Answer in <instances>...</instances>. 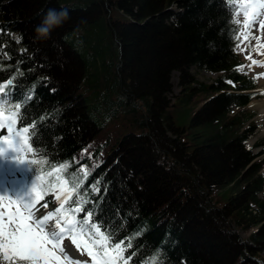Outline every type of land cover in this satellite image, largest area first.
Returning a JSON list of instances; mask_svg holds the SVG:
<instances>
[{
    "label": "trees",
    "instance_id": "trees-1",
    "mask_svg": "<svg viewBox=\"0 0 264 264\" xmlns=\"http://www.w3.org/2000/svg\"><path fill=\"white\" fill-rule=\"evenodd\" d=\"M172 4L181 11L168 10ZM49 8L68 16L43 37L35 29ZM0 24V78H41L22 116L37 122L32 142L49 161L83 149L94 129L126 132L91 203L103 227L117 237L136 220L148 223L153 229L132 250L143 257L169 238L160 264H258L250 247L264 251V158L254 159L245 146L252 131H240L242 120L230 114L231 103L250 95L219 92L189 72L195 64L252 85L233 69L234 23L223 0H0ZM173 70L181 89L171 99ZM207 92L216 93L196 105ZM103 137L94 154L110 150L98 147ZM66 174L72 183L83 175ZM95 177L87 191L98 188ZM233 225L253 231L241 239Z\"/></svg>",
    "mask_w": 264,
    "mask_h": 264
},
{
    "label": "rangeland",
    "instance_id": "rangeland-1",
    "mask_svg": "<svg viewBox=\"0 0 264 264\" xmlns=\"http://www.w3.org/2000/svg\"><path fill=\"white\" fill-rule=\"evenodd\" d=\"M257 0H241L238 5H237V20L239 21V39L241 40L240 45L238 46L236 52L239 55V58L241 59L242 62H245L243 64L244 70L248 71L251 75L256 74L252 68H251V62L252 60V55L255 53H258L257 46H256V38L258 37L256 32L259 29L254 30L255 33H252V29L251 26L248 27V33L254 34L255 37H251L247 34V26L249 24H253L254 20L256 19V16L258 14L254 13V10L252 9V2H256ZM250 2V3H249ZM262 10V8H261ZM258 19H256L255 23L257 24ZM255 24V25H256ZM251 55V56H249ZM256 56V55H255ZM254 60H256V58H254ZM254 64V62H253ZM189 72L195 76L196 79H199L201 81H204L206 83H213L216 78L218 77L219 73L218 72H212L206 69H199L195 66L191 67ZM170 81V85H171V90L172 92H170L167 95V98H170L172 96H175V94L179 91L180 86H178L179 84V74L178 72H172L171 73V77L169 79ZM257 96L255 98H253L247 105H246V112H244V116L247 117V121L245 124H247V122H250L252 126H254L257 129V133H256V137L251 138L247 143L248 146H253V145H257L256 147L252 148L253 152H261L262 150H264V117H260V109L261 107L258 105L259 102L262 99H264V87L263 85L260 84V82H258V86H257ZM204 94L199 95L198 97H196V105L201 104L203 102H205L207 100L206 97H208L207 95H204V97H202ZM235 110L237 109V107H233ZM262 119V120H261ZM178 125V124H177ZM92 131H96V129L92 130ZM123 133H121L122 135ZM150 140H154V138L148 134ZM154 143V142H153ZM259 144V145H258ZM154 145L156 146V143H154ZM127 147V144H126ZM144 149V148H143ZM264 169V168H263ZM3 172V171H2ZM3 178V179H2ZM0 179H2V182L0 181V186L4 187L3 192H0V205H1V209L3 212H7V209L9 207V204L12 203V201H14L16 196H21L22 195V190H21V186L19 187L17 184L15 183H11L9 185H7V182L5 180V177L0 175ZM260 196L264 197V192L260 193ZM219 198V197H218ZM4 224V229L3 232L1 233V235L5 234V230L7 229V224L5 222H3ZM1 228V226H0ZM250 230H239L237 229L236 233L237 235L241 238L244 239L246 238L249 234H250ZM201 236V235H200ZM202 238V237H201ZM3 243V240H0V244ZM195 249H197L199 252L200 251H205V246L204 245H198L195 244ZM252 247H250V249L253 252L254 256L251 257L253 258V260L256 261V263L258 264H264L261 262V258H264V251L260 250L258 245H251ZM3 251V250H2ZM211 250L209 249V252ZM207 252V253H209ZM4 253V251H3ZM5 256H7L4 253ZM97 260V258L95 259ZM248 260H245V264H248Z\"/></svg>",
    "mask_w": 264,
    "mask_h": 264
},
{
    "label": "snow or ice",
    "instance_id": "snow-or-ice-1",
    "mask_svg": "<svg viewBox=\"0 0 264 264\" xmlns=\"http://www.w3.org/2000/svg\"><path fill=\"white\" fill-rule=\"evenodd\" d=\"M19 39V37H17ZM15 73L13 74V77ZM13 77H9L0 83V94H5L11 96L14 105L17 108H21L22 101L17 96L16 86ZM13 85L11 91H7L5 86ZM50 91H55L54 88L49 89ZM26 110V109H21ZM29 215L24 216L19 208L15 212H8L9 222L5 234L0 235V239L3 243L0 244V249L7 253L10 264H35L37 254L43 253L44 255L51 258L48 253L49 240L43 235L45 231L49 234L52 240H59L60 237L64 236L66 231H72L75 225L69 223L66 228L61 229L57 233V226L63 223V220L57 218L56 224L52 223L48 218L51 213L46 215H41L39 211L35 208H29ZM77 213L83 214L84 220L94 219L96 221L100 220V213H96L93 217L91 212V204H87L83 208L80 205L76 206ZM35 217L33 223L25 224V220H32ZM46 220L48 221L46 223ZM71 245L65 243L61 251L70 249ZM82 264H86V261H82Z\"/></svg>",
    "mask_w": 264,
    "mask_h": 264
},
{
    "label": "bare ground",
    "instance_id": "bare-ground-1",
    "mask_svg": "<svg viewBox=\"0 0 264 264\" xmlns=\"http://www.w3.org/2000/svg\"><path fill=\"white\" fill-rule=\"evenodd\" d=\"M263 4L264 0L260 1L259 4ZM260 21H258V23L254 26H251L252 29V33H255L254 30H257L256 34H257V45L259 47V52L258 54H256V56L254 58H256V60L254 61V64H252V67L261 75L262 79H261V85H263L264 87V29L262 28V24H264V13L262 14V16L260 17ZM258 19V18H257ZM259 102V106L261 107L260 109V117H264V99H262ZM262 120V119H261Z\"/></svg>",
    "mask_w": 264,
    "mask_h": 264
},
{
    "label": "clouds",
    "instance_id": "clouds-1",
    "mask_svg": "<svg viewBox=\"0 0 264 264\" xmlns=\"http://www.w3.org/2000/svg\"><path fill=\"white\" fill-rule=\"evenodd\" d=\"M67 16L68 12L66 9L49 8L41 22L36 25L35 31L38 35L47 37L51 34L52 29L61 24Z\"/></svg>",
    "mask_w": 264,
    "mask_h": 264
}]
</instances>
